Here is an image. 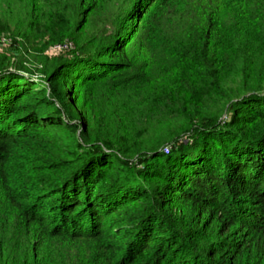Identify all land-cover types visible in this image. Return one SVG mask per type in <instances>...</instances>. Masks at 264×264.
Wrapping results in <instances>:
<instances>
[{
	"label": "trees",
	"instance_id": "obj_1",
	"mask_svg": "<svg viewBox=\"0 0 264 264\" xmlns=\"http://www.w3.org/2000/svg\"><path fill=\"white\" fill-rule=\"evenodd\" d=\"M79 3L48 85L0 53V264H264V0Z\"/></svg>",
	"mask_w": 264,
	"mask_h": 264
},
{
	"label": "rangeland",
	"instance_id": "obj_2",
	"mask_svg": "<svg viewBox=\"0 0 264 264\" xmlns=\"http://www.w3.org/2000/svg\"><path fill=\"white\" fill-rule=\"evenodd\" d=\"M76 5L77 10L75 9ZM34 7L35 3L31 0H0V19L4 20L9 27V30L0 35V53L12 57L13 61L25 62L29 69L27 75L25 74L26 77L34 82L48 85L43 72L51 69L58 57L75 48L74 41L75 38H78L76 27L80 19L78 11L81 5L80 3L78 5V0L74 4L72 0H60L57 5L58 13L55 14L54 7L46 4L39 15L40 19L45 22L42 31L36 30L33 25H30L37 14L36 10H33ZM60 13L62 16L58 17L57 23L54 22V16H59ZM94 18L97 19L95 24L85 26V36L90 35L98 27L99 17ZM55 23L58 29L60 28L59 23L61 27L63 24H66L65 27L69 26L67 33L70 34L64 42L54 43L50 40L49 32L53 29L52 25H55ZM238 78L239 80L230 81L227 84L233 89V95L244 89L242 86L243 80L240 77ZM208 101L211 111L218 112L222 110L221 120H228L229 109L226 108L227 105L225 106L226 109L222 108L226 100L218 101V98L213 100L209 98ZM74 107L78 109L77 105H74ZM175 124L174 126L179 127L184 124V120L177 117ZM182 137L187 141L189 133L184 134ZM167 147L169 148L170 144L165 146L166 153H168Z\"/></svg>",
	"mask_w": 264,
	"mask_h": 264
}]
</instances>
